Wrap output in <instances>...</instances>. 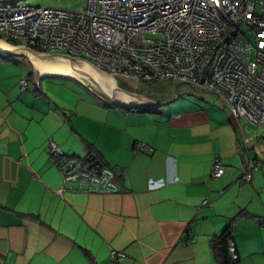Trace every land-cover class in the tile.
I'll use <instances>...</instances> for the list:
<instances>
[{"label": "crops", "instance_id": "crops-1", "mask_svg": "<svg viewBox=\"0 0 264 264\" xmlns=\"http://www.w3.org/2000/svg\"><path fill=\"white\" fill-rule=\"evenodd\" d=\"M23 80L0 77V264H221L212 243L227 229L236 264H264V162L240 181L247 153L213 94L135 82L139 97L166 102L178 87L176 97L126 107L69 76L43 75L41 92L34 72ZM247 132L258 137L250 156L264 157V128ZM51 142L85 165L94 155L119 192L60 195Z\"/></svg>", "mask_w": 264, "mask_h": 264}, {"label": "built area", "instance_id": "built-area-1", "mask_svg": "<svg viewBox=\"0 0 264 264\" xmlns=\"http://www.w3.org/2000/svg\"><path fill=\"white\" fill-rule=\"evenodd\" d=\"M0 39L84 59L136 83H182L211 93L235 120L247 153L240 181L251 182L264 162L261 154L257 160L250 156L258 137L247 132V126L264 128V0H86L75 12L0 0ZM20 88L26 91L28 81H21ZM136 151L154 149L137 144ZM49 154L62 177L60 195L74 185L79 192H119L111 169L96 171L54 142ZM224 174V166L215 162L211 178ZM186 237L193 243L190 234ZM230 252L237 263L234 244Z\"/></svg>", "mask_w": 264, "mask_h": 264}, {"label": "water", "instance_id": "water-1", "mask_svg": "<svg viewBox=\"0 0 264 264\" xmlns=\"http://www.w3.org/2000/svg\"><path fill=\"white\" fill-rule=\"evenodd\" d=\"M0 55L27 58L33 67L35 84L40 92L39 79L47 74H58L75 78L87 88L100 91L105 97H109L106 94L108 93L119 100L121 106L126 107L136 106V103L165 105L176 97L175 93L178 88L174 92V98L158 103L137 96L135 91L140 88L133 78L125 75L106 74L84 59L72 58L62 54L48 55L30 48L12 46L1 39ZM88 162L90 167L96 171L103 168V164L95 160L94 155L88 158Z\"/></svg>", "mask_w": 264, "mask_h": 264}, {"label": "rangeland", "instance_id": "rangeland-1", "mask_svg": "<svg viewBox=\"0 0 264 264\" xmlns=\"http://www.w3.org/2000/svg\"><path fill=\"white\" fill-rule=\"evenodd\" d=\"M27 5L37 7H47L54 9H61L65 11L75 12L86 6V0H24ZM7 57V56H5ZM12 61H5L0 59V64L4 65L0 69V77L5 78L11 83L18 82L23 79H28L33 73V67L29 63L27 58L23 57H11L8 56ZM160 86V84H154ZM262 132V129H253ZM264 134V132H263ZM264 142V139L261 140Z\"/></svg>", "mask_w": 264, "mask_h": 264}, {"label": "trees", "instance_id": "trees-1", "mask_svg": "<svg viewBox=\"0 0 264 264\" xmlns=\"http://www.w3.org/2000/svg\"><path fill=\"white\" fill-rule=\"evenodd\" d=\"M37 52H40L36 49ZM0 59L5 61H12L9 57L1 56ZM139 111H145L143 109ZM87 165H90L86 163ZM213 248L215 249L218 259L221 264H236L232 263V256L230 252L231 244H233V236L229 229H227L218 239H216L213 243Z\"/></svg>", "mask_w": 264, "mask_h": 264}, {"label": "bare ground", "instance_id": "bare-ground-1", "mask_svg": "<svg viewBox=\"0 0 264 264\" xmlns=\"http://www.w3.org/2000/svg\"><path fill=\"white\" fill-rule=\"evenodd\" d=\"M5 44V43H4Z\"/></svg>", "mask_w": 264, "mask_h": 264}]
</instances>
